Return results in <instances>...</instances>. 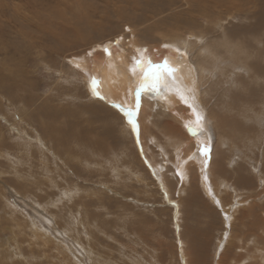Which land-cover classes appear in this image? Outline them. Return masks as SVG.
Instances as JSON below:
<instances>
[{
	"label": "rangeland",
	"instance_id": "rangeland-1",
	"mask_svg": "<svg viewBox=\"0 0 264 264\" xmlns=\"http://www.w3.org/2000/svg\"><path fill=\"white\" fill-rule=\"evenodd\" d=\"M39 1L0 0V264H261L264 227L257 228L264 215L258 208L244 217L240 211L250 205V195L264 207V0H82L80 7V0ZM45 4L61 16L98 15L104 9L126 13L139 29L136 43L150 45L159 43L161 27L170 23L183 34L176 40L191 39L198 28L187 22L199 21L212 31L209 37L213 33L227 46L214 66L219 75L208 107L226 90L230 102L239 93L250 95L248 110L255 113L246 119L252 124L248 142L242 135L233 145L219 146L225 169L217 172L222 184L215 197L224 207L200 188L191 163L181 182L165 163V186L153 177L133 130L86 93L71 56L47 57L38 42L27 49L30 40L21 30L28 31L33 19H46L51 12L42 10ZM151 24L157 26L141 34ZM128 25L118 22L117 32L105 38L119 43L116 36L124 34L121 41H127ZM41 105L55 115H37ZM161 113L148 125L154 143L146 139L153 150L146 154L156 164L161 149L172 160V137L186 134L179 121ZM52 127L49 138L45 133Z\"/></svg>",
	"mask_w": 264,
	"mask_h": 264
},
{
	"label": "bare ground",
	"instance_id": "bare-ground-1",
	"mask_svg": "<svg viewBox=\"0 0 264 264\" xmlns=\"http://www.w3.org/2000/svg\"><path fill=\"white\" fill-rule=\"evenodd\" d=\"M186 1L187 3L189 2L188 0ZM197 1L198 3L203 2L202 0H197ZM79 3L80 4H76L78 7H80L81 5L82 6L84 5L82 4L83 3L82 0H80ZM48 7L49 6H46L45 4V9L44 8L42 9L46 11L47 14L51 12L50 11L51 8L49 9ZM195 7L196 6H194V8ZM188 11H187V16L189 14ZM202 11H203V8H202ZM103 12L99 13L98 15H93V13L85 11L83 12V15L79 16L78 14H75V11H72L70 13V16H67L65 13H63L61 16L60 14L54 13L52 11L47 17H45L46 19H42L41 23L37 22L38 19L37 20L33 19L30 22L32 23L33 26H30V28H28V31H24L22 29L21 33L23 34V37L25 39L30 40V42H28L29 44L27 45L28 50L30 49L32 50V48H34L33 42H38L39 43L38 48H40L39 52L47 57L53 58V57H59V55L64 56V57L71 56L70 57L71 59H69V63H71L72 66L74 65L75 68L79 69V71L82 73L80 74V77L82 75L81 79L83 80V83L85 86L84 89L86 93L92 96L93 98L92 100L99 103V105L102 108L105 107V112L106 110H108L107 112H110L109 114L110 117L112 116L115 119L122 117L124 124L127 125L131 129L132 127H131V124L128 122V117L124 114L123 111H121V108L117 107L116 105H120L124 109L135 110L136 100H135L134 93L138 85L141 82V78L144 76L146 70L149 67L147 60L150 59L153 64H156V63L163 61L165 58H167L169 64L172 67L178 69V71L175 73V76L177 77V80L180 81L181 93L185 96L188 102L185 103V101L180 98V94L177 93V91L171 85V82L168 80L166 76L164 77L163 82L159 85V89L161 93L160 96L155 95L151 91L150 88L146 89L144 92L141 93L140 106H139V109L135 117L133 118V122H135L138 125V134L137 132H133V133L136 135V136L134 135L136 137V140H139L138 144H140L141 146V149L140 148L139 149L143 153L142 154L140 152V154H142L141 156L146 160V162L148 159V163L150 162L151 164L150 169L153 172H155V175L153 177L156 176L158 179H160L162 181V184H164V186H165V177H166L164 174H166V171H168L164 167V163L165 165L167 164L171 165L173 169L172 173L176 175V177L179 179L178 181L180 182L186 178L187 171L188 169L190 170V163H191V166L194 165L195 175L196 173L198 175L196 181H198L200 188H202V190H204V192L210 198H212L214 203L217 202L218 200H221V204H222V198L220 197V199H217L215 197V195L217 196L218 193L220 192V184H222L221 179L217 178V175H219L217 174V172L222 170V168H223L222 172H224V169H225L224 162L222 163L223 165L220 164L221 154L219 152L220 150L219 146L223 142H229L233 145L235 144L236 139L240 138L242 135H243L242 140L245 139L248 142L250 140L249 134L252 131V127H248V126L252 124L248 125V122H246V119L247 117L252 116V114H254L255 112L253 113L252 109L250 111L248 110L249 109L248 107L252 104V101L248 99L250 95H247L244 97L241 95V93H239L237 94V98H233V101L230 102V100L226 98V95H228L226 90H223L220 93L221 98L219 102L217 104H213L214 108H216L215 107L216 105L220 104L218 108L214 110L213 107H210V108L208 107V104H209L208 102L210 101L209 99H211L209 98V92H211L213 88L216 89L215 80H216L217 75H219L218 71L215 70L214 66L217 64H220L221 60H223L222 59L223 50L222 51L220 50L224 46L222 47L221 46L222 44L218 42V38H217L218 36L211 37L212 35H214L213 33H211L209 37L208 34L210 33L207 34V31L209 32H212V31L205 30L199 27L201 26L200 24H203V23H200L199 21H196V23H194L193 25L194 20H192L190 23L189 21L187 22L188 26L189 27L192 26L193 28L197 27L198 31H196V33H190V36L188 37H191V39H184L183 41H180V39L179 41L176 40L175 37L183 36V34L177 33L176 30H178L179 28L177 26H174V23H173V26H171L172 24L170 23L169 25L170 27H166V26L165 28L161 27V31H162L160 34L161 39L158 41L159 42L158 44L154 43L153 45H150L149 43L145 44V42L136 43L134 37L139 35V34L137 35V33L139 32V29L137 28L135 29V26L132 24L133 20L128 19V17L125 16L126 13L123 15V13H120V11L114 13L115 11L111 12L108 9H104ZM243 13H246V12H243ZM247 13L251 14L252 12H247ZM200 14L198 13L197 16ZM217 14L219 15V13ZM113 15H115L116 18L114 22H111V16ZM205 15L203 14L202 17L203 16L205 17ZM215 15L212 16L211 14V17H214ZM195 17L192 16V18L194 19ZM178 20H179V17H178ZM122 21L125 23L129 22L128 26H132L131 28L128 27V30H130V33L126 37H128L129 39L127 41H121V37H124L123 36L124 34L123 35L119 34L118 36H116L117 40L120 41L119 43H116L114 38L112 39L105 38L109 34L115 32L117 30V23L122 22ZM212 22L213 21H211V24ZM156 26L157 24H151V26L145 27V29H142L141 34H144V35L149 34V31L155 28ZM215 28L216 27L214 26V29ZM221 29L223 30L224 27ZM36 32L39 33L40 37H38L37 34H35ZM224 33H226V31ZM206 35L208 38L204 40V37ZM37 37L39 38L38 40L35 39ZM227 38L229 37L227 36ZM100 44H103V45H100ZM166 44L170 45V47L165 48L164 45ZM97 46H99L100 48H96ZM105 48L108 49L111 55H107L105 53ZM177 48L179 49V51L175 50ZM70 51H73V53H70V54L66 53ZM73 54L75 55L73 56ZM135 60L141 61L140 67H136L134 63ZM227 64L225 66H227ZM77 65H79V67H77ZM93 77H95L99 81V84L96 90L100 92V95L103 96L104 99H99L93 96L92 88L90 85V81ZM189 89H191L192 91H189ZM242 93H245V91H243ZM189 104H192L193 107H189L188 106ZM43 106L45 107L44 104ZM43 106L41 105V109H38V112L36 111V114L39 116L45 114L49 118H52L55 115V113L53 115L52 110L44 111L42 109ZM146 107H147V110L144 109ZM193 108L196 109V113H199L200 115L204 117L203 126L206 129V131L201 132L200 135L198 136L191 135L186 128V124L192 128H197V129L200 128V124H198L196 120V114H194ZM227 109L229 110V112L227 111ZM160 111L162 112L161 113L162 116H163V113H165L166 115H170L176 121H179L181 125L180 129H183V131H185L186 133V134L183 133V139H173L172 137V142H173V145L175 146L173 157H172L173 161L171 159H168V156L166 154L167 152L165 151V149L163 150L161 149V151H159L160 152L159 155L162 160L160 162L161 165L156 164V162L153 163V161L146 154L147 150L150 152H153L152 149H151L152 151L150 150L151 148L150 146H149L150 148L148 147L149 149L147 148L146 139L148 138L150 140L149 142L153 141L154 143L155 141L154 137H156V136L152 137V133L154 132L151 133L149 131L150 128L148 129V125L153 124L154 122L153 116L158 115V112ZM105 122L108 123L107 119ZM53 130H54L53 127L49 128L48 131L45 133V136H47V134L50 132L52 133ZM50 135L52 136V134H48L47 137L51 138ZM209 136L212 137L211 140H209ZM202 144L207 145L210 148V152L208 153L207 156L200 154L199 148ZM148 145H151V144H148ZM150 154L151 156H154L153 153H150ZM206 159L208 161L207 166H205ZM152 164L153 165L156 164V167L155 168L152 167ZM162 187L163 186H161V189ZM167 192H168V189H167ZM253 197H254L253 195L249 196L250 200L247 199L246 201L250 205H248L247 208L244 209V211H240L243 217H244V214H249V212H252V211L255 212L257 208L259 209L258 211H260V213L264 215V211H263L264 207H261L257 203H255L254 202L255 197L254 198ZM222 206L224 207V203L222 204ZM222 209H223L222 212L224 214H227V210H225L224 208ZM263 227L264 225L259 224V227L257 229L261 230L262 228L263 230ZM258 259L259 261H261V264H264V252H262V254L260 255Z\"/></svg>",
	"mask_w": 264,
	"mask_h": 264
},
{
	"label": "snow or ice",
	"instance_id": "snow-or-ice-1",
	"mask_svg": "<svg viewBox=\"0 0 264 264\" xmlns=\"http://www.w3.org/2000/svg\"><path fill=\"white\" fill-rule=\"evenodd\" d=\"M165 48L170 47V45H164ZM176 51H179V49H175ZM146 51V50H144ZM105 53L107 55H111V53L108 51L107 48H105ZM183 55V53H182ZM136 67H139L141 64L140 60H135L134 61ZM147 63L149 65L148 69L146 70L144 76L141 78V82L138 85L134 95H135V100H136V104H135V110H128V109H124L123 107H121L120 105H116L117 107L121 108V111L124 112V114L128 117V122L131 124L132 130L133 132H137L138 134V125L133 122V118L135 117L139 106H140V96L141 93L144 92L146 89H151V91L157 95L160 96V89H159V85L163 82L164 77L166 76L168 78V80L171 82V85L175 88V90L177 91L178 94H180V98L182 100L185 101V103H187V99L185 98V96L181 93V89H180V81L177 80V77L175 76V73L178 71L177 68L172 67L167 58H165L163 61L153 64L152 61L150 59L147 60ZM77 67H79V65H77ZM99 84V81L93 77L90 81V85L92 88V94L94 97H97L99 99H104L103 96L100 95V92L97 91V86ZM189 91H192L191 89H189ZM189 107H193L192 104L188 105ZM193 112L194 114H196V120L198 122V124H200V128H192L189 125L186 124V128L188 130V132L193 135V136H198L200 135L201 132L206 131V129L203 126V120L204 117L202 115H200L199 113H196V109L193 108ZM212 137L209 136V140H211ZM200 154L207 156L208 153L210 152V148L207 145H201L199 148ZM207 159L205 160V166H207Z\"/></svg>",
	"mask_w": 264,
	"mask_h": 264
},
{
	"label": "water",
	"instance_id": "water-1",
	"mask_svg": "<svg viewBox=\"0 0 264 264\" xmlns=\"http://www.w3.org/2000/svg\"><path fill=\"white\" fill-rule=\"evenodd\" d=\"M141 65V64H140ZM140 67V66H139Z\"/></svg>",
	"mask_w": 264,
	"mask_h": 264
}]
</instances>
